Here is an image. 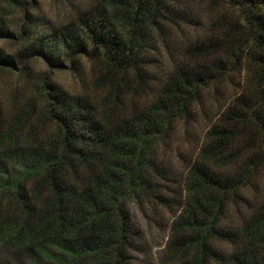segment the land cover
<instances>
[{"label":"trees","instance_id":"obj_1","mask_svg":"<svg viewBox=\"0 0 264 264\" xmlns=\"http://www.w3.org/2000/svg\"><path fill=\"white\" fill-rule=\"evenodd\" d=\"M31 40L0 89V264H132L157 208V264H264V0H91ZM34 52L69 56L78 91L25 80Z\"/></svg>","mask_w":264,"mask_h":264},{"label":"rangeland","instance_id":"obj_2","mask_svg":"<svg viewBox=\"0 0 264 264\" xmlns=\"http://www.w3.org/2000/svg\"><path fill=\"white\" fill-rule=\"evenodd\" d=\"M91 0H22V3L17 7H4L3 8V20L6 22V26L12 33L11 37L0 38V49L4 55L14 59L13 70L14 73H8L0 71V89L8 93L10 91L9 82H16V78L21 75L18 74L21 69L20 61L16 58V54L23 48L29 47L28 43H31L30 36L32 34L41 33L48 34L58 29L63 24L67 23L75 15L76 6H85ZM31 18L30 26H28V33L21 31V27L25 26L27 18ZM26 30V29H25ZM71 60L69 56L62 55L61 66H51L46 60L37 52L28 54L24 60L26 67L29 69L30 77L25 80L30 82L32 78L35 81L38 77L43 76L48 82L58 85L67 91H78L77 82L78 76L75 69L71 68ZM88 61L83 59L81 65L78 64L80 69L84 70L88 75L89 67ZM245 67V66H243ZM242 73L235 72L233 80L234 82H243L249 80L250 72L241 70ZM17 73V74H16ZM239 74V76H238ZM247 77V78H246ZM36 82V81H35ZM228 82V80L226 81ZM180 142V141H179ZM180 150H185L186 146L181 143ZM171 149L167 150L168 157L170 159L171 173L180 168V158L176 157ZM184 152V151H183ZM263 178V177H262ZM261 173L255 175V184L260 186L262 181ZM245 196L250 199L251 203L257 201L259 192L244 191ZM248 207L244 206L241 209V215L248 212ZM154 210V213H143L136 211V219L141 229V234L132 252V264H157L158 257L161 255L164 248L167 235L168 225V213L164 210ZM145 210V209H144ZM156 213V214H155ZM238 220H241L240 216H236ZM219 249H226V245L220 244Z\"/></svg>","mask_w":264,"mask_h":264}]
</instances>
